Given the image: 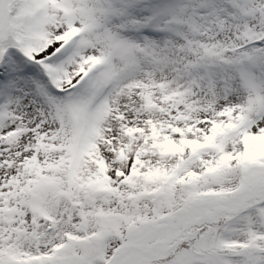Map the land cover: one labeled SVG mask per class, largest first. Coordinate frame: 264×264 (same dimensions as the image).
Wrapping results in <instances>:
<instances>
[{"label": "snow or ice", "instance_id": "snow-or-ice-1", "mask_svg": "<svg viewBox=\"0 0 264 264\" xmlns=\"http://www.w3.org/2000/svg\"><path fill=\"white\" fill-rule=\"evenodd\" d=\"M0 264H264V0H0Z\"/></svg>", "mask_w": 264, "mask_h": 264}]
</instances>
